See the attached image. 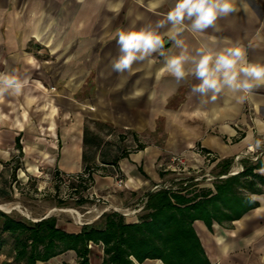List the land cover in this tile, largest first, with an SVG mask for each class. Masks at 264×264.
Listing matches in <instances>:
<instances>
[{
    "label": "crops",
    "instance_id": "1",
    "mask_svg": "<svg viewBox=\"0 0 264 264\" xmlns=\"http://www.w3.org/2000/svg\"><path fill=\"white\" fill-rule=\"evenodd\" d=\"M175 3L0 0V74L23 85L19 92L0 94V198H10L17 176L82 172L88 165L86 151L106 165L100 150L85 144L86 128L96 130L95 124L88 127L91 122L131 131L145 144L119 161L127 184L131 182L127 189L140 197L137 205L142 208L129 221L143 214L147 193L156 186L158 179L147 168L171 154L206 159L214 169L226 159L234 161L232 170L245 159L264 163V82L247 94L225 88L215 100L212 93L193 94L198 79L188 75L177 81L165 70V58L181 51L167 37L165 56L134 64V74L112 71L110 62L119 55L116 32L133 25L155 27ZM245 3L246 10L217 20L219 31L193 32L185 26L178 39L192 54L203 46L214 51L239 47L249 63L264 65V0ZM242 95L243 101L238 99ZM259 172L264 175V169ZM204 186L214 184L195 185ZM253 198L259 206L234 222H214L212 227L195 222L211 264H264V194ZM112 202L130 207L118 197ZM6 260L2 252L0 264ZM76 263L77 253L68 251L38 264ZM143 264L165 263L149 259Z\"/></svg>",
    "mask_w": 264,
    "mask_h": 264
},
{
    "label": "trees",
    "instance_id": "2",
    "mask_svg": "<svg viewBox=\"0 0 264 264\" xmlns=\"http://www.w3.org/2000/svg\"><path fill=\"white\" fill-rule=\"evenodd\" d=\"M102 143L99 135L86 128V146L99 149ZM92 156L85 152L88 164ZM102 161L109 163L103 157ZM233 162L226 159L217 164L214 187H195L198 182L193 176L179 187L149 191L136 221L109 211L77 230H66L57 216L34 221L0 210V254L7 255L3 264H38L68 251L77 253L76 264H92L94 245L103 249V264H143L149 259L165 264H211L195 222L202 220L209 227L214 222H234L259 206L254 194H264V175L259 172L264 163L245 159L244 170L231 174Z\"/></svg>",
    "mask_w": 264,
    "mask_h": 264
},
{
    "label": "rangeland",
    "instance_id": "3",
    "mask_svg": "<svg viewBox=\"0 0 264 264\" xmlns=\"http://www.w3.org/2000/svg\"><path fill=\"white\" fill-rule=\"evenodd\" d=\"M93 126L103 141L101 147L95 151L100 150L101 161L103 157L109 163L102 164L100 159L94 158L93 152H88L91 156L93 155V160L82 172L60 174L56 171H42L40 176L29 175L22 178L17 176L12 180L10 198L5 196L0 198V210L30 220L44 216H57L60 227L66 230H77L84 224L95 222L104 212L137 209L140 197L136 194L132 195L127 189L131 187V182L127 184V178L119 161L115 162V158L138 152L145 144L131 131H121L98 122L88 124V127ZM95 131L91 133L95 134ZM166 161H168L167 158L157 161L152 168H147V171L158 179L155 185L179 187L182 181L193 176L198 177V182L208 185L214 180L212 176L216 169L206 159L198 157L186 160L184 158V164L176 161L171 162L170 165H165ZM234 166L239 167L237 162ZM81 173L90 175L85 180L71 177ZM120 179L124 180L122 187L118 186ZM96 187L108 188L101 191ZM115 197L123 199L124 202L128 201L130 207H118L112 202ZM82 199H86V202H81ZM1 206H8V208ZM93 248L92 264H102L100 259L103 256L102 247L94 245Z\"/></svg>",
    "mask_w": 264,
    "mask_h": 264
},
{
    "label": "clouds",
    "instance_id": "4",
    "mask_svg": "<svg viewBox=\"0 0 264 264\" xmlns=\"http://www.w3.org/2000/svg\"><path fill=\"white\" fill-rule=\"evenodd\" d=\"M245 0H176L175 7L167 14L165 21H157L155 27L144 26L139 29L131 26L130 30H118L115 40L119 55L111 60L112 71L133 73V65L153 63L157 54L165 56L164 45L167 40L181 48L178 55L165 58V70L177 81L188 75L200 82L193 85V94L202 97L212 93V99L225 88L240 93H250L264 82V65L249 63L244 51L239 47L224 48L214 51L207 46L198 48L195 54L189 53L183 41L178 39L185 26L193 32H205L209 28L216 31L217 20L246 10ZM161 28L166 31L161 32ZM194 67L186 69V65ZM22 82L0 74V94L8 91L19 92ZM137 97V94H133ZM246 96L238 99L243 101Z\"/></svg>",
    "mask_w": 264,
    "mask_h": 264
},
{
    "label": "built area",
    "instance_id": "5",
    "mask_svg": "<svg viewBox=\"0 0 264 264\" xmlns=\"http://www.w3.org/2000/svg\"><path fill=\"white\" fill-rule=\"evenodd\" d=\"M168 161H166V164L165 165H170L171 162L175 163L176 161H179L181 163H185L184 162V158L181 156V155H178V154H171L169 155V157H167ZM244 170V165L241 164L239 167L235 168L232 170L231 174H238L239 172L243 171ZM90 174H87V173H81V174H77V175H72L71 177L74 179H77V180H80V179H85L87 177H89ZM222 177H225V176H222ZM198 180V179H197ZM124 185V180L123 179H120L118 181V186L122 187ZM165 187H172V186H168V185H163ZM162 185L158 184L154 187V190L156 189H159L160 187H163ZM142 208L138 207L137 209L135 210H132L130 211L127 210V211H124V212H121L123 214H125L126 216H133V215H136L138 214V212L141 210Z\"/></svg>",
    "mask_w": 264,
    "mask_h": 264
},
{
    "label": "bare ground",
    "instance_id": "6",
    "mask_svg": "<svg viewBox=\"0 0 264 264\" xmlns=\"http://www.w3.org/2000/svg\"><path fill=\"white\" fill-rule=\"evenodd\" d=\"M2 207V206H1ZM2 208H8V206L6 207V206H3Z\"/></svg>",
    "mask_w": 264,
    "mask_h": 264
}]
</instances>
